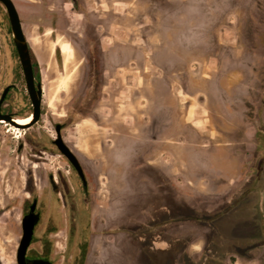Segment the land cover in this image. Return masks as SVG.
<instances>
[{
    "label": "rangeland",
    "instance_id": "374dc122",
    "mask_svg": "<svg viewBox=\"0 0 264 264\" xmlns=\"http://www.w3.org/2000/svg\"><path fill=\"white\" fill-rule=\"evenodd\" d=\"M13 2L43 102L28 130L0 123V264H17L34 200L28 261L264 264L257 193L242 189L254 162L264 183V0ZM9 27L0 4V93L14 86L18 119L33 106ZM58 124L87 193L53 142ZM218 152L239 176L221 178L218 207H195L184 165ZM144 233L175 239L171 254L139 257Z\"/></svg>",
    "mask_w": 264,
    "mask_h": 264
},
{
    "label": "water",
    "instance_id": "95a60500",
    "mask_svg": "<svg viewBox=\"0 0 264 264\" xmlns=\"http://www.w3.org/2000/svg\"><path fill=\"white\" fill-rule=\"evenodd\" d=\"M72 2L76 4L77 0H72ZM0 3L6 9L10 21L14 44L24 73L26 89L33 106V112L31 114L32 119L28 124L23 125L18 123L17 118L13 117L12 115H3L1 113V105L8 91L10 90V87H8L0 100V121H4L5 123H8L9 125L20 130H28L36 125L41 119L43 87L41 81H36L31 49L27 37L24 33L23 25L15 3L13 2V0H0ZM55 130L56 139H54L53 141L55 146L78 173V176L80 177L84 188H87V180L83 167L79 162L77 156L73 153V151L63 139V125H56ZM36 209L37 201H35L31 205L28 214H26L22 220L23 234L17 251V264H50L49 262L43 260L28 261L27 259V253L33 240L35 227L39 221V215L36 213Z\"/></svg>",
    "mask_w": 264,
    "mask_h": 264
},
{
    "label": "crops",
    "instance_id": "0c3cea01",
    "mask_svg": "<svg viewBox=\"0 0 264 264\" xmlns=\"http://www.w3.org/2000/svg\"><path fill=\"white\" fill-rule=\"evenodd\" d=\"M209 154L205 166H202L201 157L198 156V166H195L194 156H189L188 167L184 165L182 171V193L188 197V203L195 207H218L221 202V187L219 181L226 177L232 179V174L237 179L238 170L234 173L232 161L225 160L222 153ZM193 157V158H192ZM228 175V176H227ZM139 257L142 252H139ZM142 257V256H141Z\"/></svg>",
    "mask_w": 264,
    "mask_h": 264
},
{
    "label": "flooded vegetation",
    "instance_id": "af4514ba",
    "mask_svg": "<svg viewBox=\"0 0 264 264\" xmlns=\"http://www.w3.org/2000/svg\"><path fill=\"white\" fill-rule=\"evenodd\" d=\"M9 23H10V21H9ZM7 35L9 37V42H11V45L14 46V48L16 50V47H15V44H14V40H13V36H12V32H11V25H10L8 31H7ZM62 44L63 43L60 40H58L56 42V45L61 48V51H62ZM16 52H17V50H16ZM62 54H63V51H62ZM63 56H64V54H63ZM65 61H66V58L64 56V69L66 68ZM36 81H39V80L36 79ZM8 87H10V90L8 91L6 97H5V99H4V101H3L2 105H1V113L3 115H12L13 117H15L10 109L6 110V106H7L9 97H10V93L14 89L13 85L5 86V88L3 89L2 93H0V100H1L5 90ZM28 117H31V115H29V116H27L25 118H18V119H26ZM0 123H4V121H0ZM15 129H17V128H15ZM21 148H23V147H21ZM256 168H257V166L255 165V162H254L253 165L251 166V169H252V171H250L252 173L251 177L248 178V180L242 185V189H244V187L246 186L245 184L251 182L249 185L246 186V189L243 190V191H250L252 193H257V203L255 204L254 207H252V221L254 223L258 224L262 236H261V240L260 241L253 242V243H254V245H259V246L261 245V247L264 248V183H263V178L261 177V173H259L258 169H256ZM84 191H85V193H87V188H84ZM35 201H37V200H34L33 203ZM37 204H38V202H37ZM72 207H74V206H72ZM37 214L39 215V213H37ZM39 219H40V215H39ZM166 240H169V239L167 238Z\"/></svg>",
    "mask_w": 264,
    "mask_h": 264
},
{
    "label": "trees",
    "instance_id": "16d2710c",
    "mask_svg": "<svg viewBox=\"0 0 264 264\" xmlns=\"http://www.w3.org/2000/svg\"><path fill=\"white\" fill-rule=\"evenodd\" d=\"M190 210L189 208H187ZM138 242L141 247L142 256L145 259L154 260L155 256H167L169 253L171 254L174 245L175 239H169L163 241L162 235H152L148 236L147 233L141 234ZM162 239V240H160ZM163 244V245H162ZM151 264V263H147Z\"/></svg>",
    "mask_w": 264,
    "mask_h": 264
},
{
    "label": "bare ground",
    "instance_id": "6f19581e",
    "mask_svg": "<svg viewBox=\"0 0 264 264\" xmlns=\"http://www.w3.org/2000/svg\"><path fill=\"white\" fill-rule=\"evenodd\" d=\"M62 51H63V54L64 55L70 53V47H69V45L63 43L62 44ZM31 119H32L31 117H28L26 119H18V121H19L18 123L23 124V125L24 124H28V123H30Z\"/></svg>",
    "mask_w": 264,
    "mask_h": 264
}]
</instances>
